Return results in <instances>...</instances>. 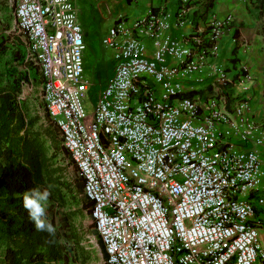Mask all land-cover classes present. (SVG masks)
<instances>
[{
	"label": "built area",
	"instance_id": "2783aa9c",
	"mask_svg": "<svg viewBox=\"0 0 264 264\" xmlns=\"http://www.w3.org/2000/svg\"><path fill=\"white\" fill-rule=\"evenodd\" d=\"M198 2L118 14L104 38L114 75L88 115L74 0H14L17 33L93 203L106 264H264L256 211L264 196L249 198L264 186V121L248 95L255 77L243 64L230 78L216 62L235 14H212L182 39L166 35L193 23ZM207 77L215 91L188 96Z\"/></svg>",
	"mask_w": 264,
	"mask_h": 264
},
{
	"label": "trees",
	"instance_id": "16d2710c",
	"mask_svg": "<svg viewBox=\"0 0 264 264\" xmlns=\"http://www.w3.org/2000/svg\"><path fill=\"white\" fill-rule=\"evenodd\" d=\"M264 17V7L261 9ZM264 35V24L262 27ZM8 51L7 42L0 41V66ZM13 72L0 67V264H70V256L61 242L56 222L40 218V195L60 197L63 182L52 167L51 147L65 152L60 145V132L50 124L42 135L35 131L36 118L29 116L27 100L22 98L28 74L26 64L15 62ZM82 194L83 207L89 212L93 203L84 195V180L76 178ZM68 191L71 185L66 184ZM65 225L69 219L64 221ZM93 219L89 228L98 237L106 261L107 254L95 230ZM106 264V263H105Z\"/></svg>",
	"mask_w": 264,
	"mask_h": 264
},
{
	"label": "rangeland",
	"instance_id": "374dc122",
	"mask_svg": "<svg viewBox=\"0 0 264 264\" xmlns=\"http://www.w3.org/2000/svg\"><path fill=\"white\" fill-rule=\"evenodd\" d=\"M74 3L86 43L83 52L85 76L92 85L84 101L87 113L91 115L99 96L111 80L115 67V62L104 45V38L113 24L111 25L112 21L108 17L107 0H74ZM1 40H5L8 46L0 66L2 71L13 72L16 70L17 61L18 64L24 63L27 66L24 71L28 74V82L24 84L22 98L27 100L29 116L36 118L33 129L44 135L51 119L42 101L41 74L36 66L27 61L24 40L17 33L14 0H0ZM51 123L57 128L54 122ZM60 140V145L64 147L61 135ZM47 146L49 156L52 158V167L58 169L56 175L60 177L64 187L60 197L40 195L39 201L42 207L39 216L47 222L54 221L58 225L57 228L62 235L61 242L70 256V264H105L98 237L94 230L89 228L90 214L83 207L82 194L78 190L76 178L81 177L77 166L68 153L56 152L50 142H47ZM66 184L71 185V191H68ZM66 218L69 219L67 226L64 223ZM261 233L264 234V229Z\"/></svg>",
	"mask_w": 264,
	"mask_h": 264
},
{
	"label": "crops",
	"instance_id": "0c3cea01",
	"mask_svg": "<svg viewBox=\"0 0 264 264\" xmlns=\"http://www.w3.org/2000/svg\"><path fill=\"white\" fill-rule=\"evenodd\" d=\"M107 1L109 3L108 17L112 21L111 25L120 13L134 18L145 14L149 8L166 7L172 13H175L177 9V0ZM263 7L264 0H200V2L191 6L189 17L193 23L189 27L183 29L173 27L166 33L174 39H182L184 35L193 34L202 28L210 15L224 16L228 13H234V31L227 32L219 42V54L216 62L228 70L230 78L236 76L239 65L246 64L251 68L250 70L255 75V81L248 94L250 97V110L259 122L264 121V35L262 32L264 17L261 15ZM148 48L151 56L154 51L152 42L148 43ZM198 78L200 77L198 76ZM211 83L212 79L208 77L204 78L202 82H192V85L199 87V91L189 93L188 96L205 98L206 93L215 91V88L210 86ZM204 89L206 91H203ZM260 151L264 155V151L261 149ZM262 196H264V186L260 192H252L249 198L256 201L258 197ZM256 211L263 222L262 232L264 229V205H258ZM261 239L264 242L263 233H261Z\"/></svg>",
	"mask_w": 264,
	"mask_h": 264
}]
</instances>
